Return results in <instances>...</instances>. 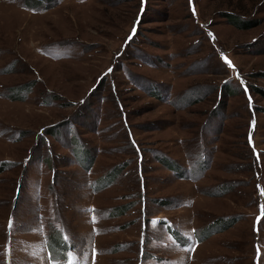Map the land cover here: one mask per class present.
I'll return each mask as SVG.
<instances>
[{
    "label": "rangeland",
    "instance_id": "obj_1",
    "mask_svg": "<svg viewBox=\"0 0 264 264\" xmlns=\"http://www.w3.org/2000/svg\"><path fill=\"white\" fill-rule=\"evenodd\" d=\"M34 1L0 0V264H264V0Z\"/></svg>",
    "mask_w": 264,
    "mask_h": 264
},
{
    "label": "trees",
    "instance_id": "obj_2",
    "mask_svg": "<svg viewBox=\"0 0 264 264\" xmlns=\"http://www.w3.org/2000/svg\"><path fill=\"white\" fill-rule=\"evenodd\" d=\"M32 1H34V0H32ZM39 0H36V1H34L35 3H30L31 5H29V6H31V7H36V6H38V3H40V1L38 2ZM123 212V211H122ZM114 214H121V212L120 213H118V212H116V213H114Z\"/></svg>",
    "mask_w": 264,
    "mask_h": 264
},
{
    "label": "snow or ice",
    "instance_id": "obj_3",
    "mask_svg": "<svg viewBox=\"0 0 264 264\" xmlns=\"http://www.w3.org/2000/svg\"><path fill=\"white\" fill-rule=\"evenodd\" d=\"M135 31V30H134ZM230 63V62H229ZM262 214H264V208H262Z\"/></svg>",
    "mask_w": 264,
    "mask_h": 264
}]
</instances>
